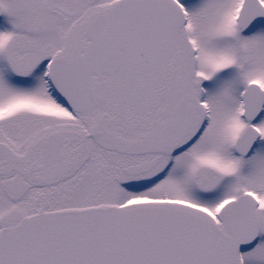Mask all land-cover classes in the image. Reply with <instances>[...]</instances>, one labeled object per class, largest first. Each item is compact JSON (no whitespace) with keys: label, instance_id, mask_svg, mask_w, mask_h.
Instances as JSON below:
<instances>
[{"label":"snow or ice","instance_id":"6c2138e0","mask_svg":"<svg viewBox=\"0 0 264 264\" xmlns=\"http://www.w3.org/2000/svg\"><path fill=\"white\" fill-rule=\"evenodd\" d=\"M0 264H264V0H0Z\"/></svg>","mask_w":264,"mask_h":264}]
</instances>
